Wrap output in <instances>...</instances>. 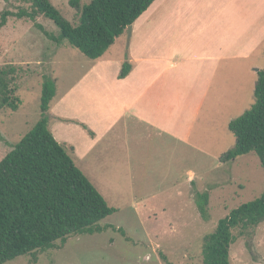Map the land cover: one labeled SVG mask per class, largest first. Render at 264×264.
<instances>
[{"label":"rangeland","instance_id":"rangeland-1","mask_svg":"<svg viewBox=\"0 0 264 264\" xmlns=\"http://www.w3.org/2000/svg\"><path fill=\"white\" fill-rule=\"evenodd\" d=\"M50 2L69 21H76V10L69 0ZM5 9L15 15L10 16L0 29V66L12 64L18 68L12 85L21 104L16 111L0 110V160L40 118L44 75L55 80L53 103L60 98L63 89L77 81L81 69L94 62L65 40H59V30L52 20L40 14L34 19L27 14L17 16L20 10L29 12L27 4L19 0H0V11ZM145 30L143 28L141 32ZM120 37L130 48L132 40L128 33ZM118 49L115 42L106 53H120ZM251 61L256 68L263 69L264 52L260 51ZM113 71L111 67L102 71L104 81L112 80ZM255 78V72L227 75L226 89L218 93L215 102H211L215 94L212 89L201 117L211 114L214 124L208 126L202 120L197 124L198 128L210 129L222 142L218 148L212 147V151L218 152L224 146L228 151L235 145V136L226 121L243 113L254 102ZM235 79L241 86L233 100L234 85L230 83L231 80L235 83ZM62 110L76 113L75 106L69 102L64 103ZM52 112L50 108L47 116L49 125L53 126L50 123ZM84 113L91 116L88 109ZM51 118L58 117L52 115ZM124 128L121 119L115 130L101 142L109 145L101 153L90 154L96 159L91 163V170L87 171L80 164L78 156H71L106 202L116 208L97 222L101 230L68 236L64 242L57 241L53 248L20 255L2 264H203L202 237L213 230L218 219L264 191V169L253 152L237 156L231 162H221L219 154L215 158L198 151L190 153L181 146H169L161 137H150L139 144L138 139H128L125 135L127 132L134 134L137 129L133 125ZM59 133L66 140L74 141L75 148L80 142L78 134L67 129L65 133ZM60 142L66 148L69 146L66 141ZM192 166L194 185L186 184L185 178L186 171ZM195 190H209L208 220L200 217ZM174 199L176 201H166ZM230 258L232 264H264V221L259 223L251 238L240 237L232 243Z\"/></svg>","mask_w":264,"mask_h":264},{"label":"crops","instance_id":"crops-1","mask_svg":"<svg viewBox=\"0 0 264 264\" xmlns=\"http://www.w3.org/2000/svg\"><path fill=\"white\" fill-rule=\"evenodd\" d=\"M143 28L147 30L141 32ZM120 36L115 40L120 53L105 52L87 63L77 81L63 89L56 102L51 101L50 123L54 125L49 120L48 125L55 139L73 147L72 155L78 156L87 171L96 161L90 154L101 153L109 145L101 142L121 119L124 129L129 125L137 129L125 135L138 139L139 144L161 137L169 146H181L190 153L215 158L225 153L227 146L212 151L222 142L197 124L201 120L208 126L214 124L211 114L201 117L202 110L212 89L211 102L226 89L227 75L255 72L257 78L259 69L251 59L264 52V0H155L132 24L130 48ZM122 57L133 67L126 77L118 78L125 61ZM107 67L114 70L108 82L102 74ZM234 81L230 83L233 100L241 86ZM65 102L73 104L76 113L64 112ZM85 109L91 116H86ZM52 115L58 118L53 120ZM72 120L85 124L91 134ZM66 129L78 134L76 148L74 141L59 133ZM192 169L186 171V184L195 183Z\"/></svg>","mask_w":264,"mask_h":264},{"label":"trees","instance_id":"trees-1","mask_svg":"<svg viewBox=\"0 0 264 264\" xmlns=\"http://www.w3.org/2000/svg\"><path fill=\"white\" fill-rule=\"evenodd\" d=\"M30 7L20 10L34 19L42 15L57 26L59 40L91 60L99 59L155 0H69L77 19L69 21L50 0H19ZM0 11V29L10 16ZM133 64L125 60L118 78L126 77ZM18 68L0 66V110L16 111L21 99L14 94L13 81ZM56 93L55 80L44 75L40 96V118L0 160V264L20 255L42 252L64 242L71 235L101 230L98 221L116 211L76 166L72 147L53 136L48 125V110ZM254 102L228 122L235 145L222 153L221 162L255 153L264 169V68L259 69L253 87ZM75 123L77 121L72 120ZM91 131L88 127L79 123ZM209 191H196L195 204L200 217L208 220ZM264 221V191L218 219L201 240L203 264H232L230 248L238 238H251Z\"/></svg>","mask_w":264,"mask_h":264},{"label":"water","instance_id":"water-1","mask_svg":"<svg viewBox=\"0 0 264 264\" xmlns=\"http://www.w3.org/2000/svg\"><path fill=\"white\" fill-rule=\"evenodd\" d=\"M126 31H127L128 35L130 37L131 31H132V25H128L127 28H126Z\"/></svg>","mask_w":264,"mask_h":264}]
</instances>
